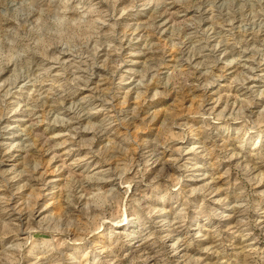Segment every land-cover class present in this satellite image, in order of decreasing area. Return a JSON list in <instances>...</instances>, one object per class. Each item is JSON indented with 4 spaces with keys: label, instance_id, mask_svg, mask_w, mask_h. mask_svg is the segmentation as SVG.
Here are the masks:
<instances>
[{
    "label": "clouds",
    "instance_id": "1",
    "mask_svg": "<svg viewBox=\"0 0 264 264\" xmlns=\"http://www.w3.org/2000/svg\"><path fill=\"white\" fill-rule=\"evenodd\" d=\"M4 192L0 264H264V0H0Z\"/></svg>",
    "mask_w": 264,
    "mask_h": 264
},
{
    "label": "rangeland",
    "instance_id": "2",
    "mask_svg": "<svg viewBox=\"0 0 264 264\" xmlns=\"http://www.w3.org/2000/svg\"><path fill=\"white\" fill-rule=\"evenodd\" d=\"M129 15H131V14H129ZM125 19H127V18H125ZM153 39H156V38L154 37ZM159 40L160 41H166V36L159 37ZM221 91H224V90L221 89ZM176 99H177V105L180 108V111L182 113L185 109H189L190 106L194 107L199 98L196 96H192L190 99L180 98V97H177ZM153 103L154 102L150 101L148 103V105H145V107H150V106H152ZM13 155L14 154H9V156L5 158V165H4L5 167L10 166L12 163H15V160L12 159ZM73 155H74V153H73ZM45 159H47V158H45ZM58 165H59V161H53L52 163L47 164L46 171L44 173L45 178L47 180H53L55 183H59V180L57 179V177L61 174L58 173V171H57ZM220 183L223 184V180H220ZM52 188H53V185L49 184L47 188H44L42 191L38 192V194H37L38 195L37 206L39 207L40 205L47 202L49 208L54 209L56 212H60L62 209L58 206L57 198L55 196H53V194H52ZM28 191L29 190L26 189L24 192L18 193L17 196L13 198L12 203L13 204L17 203V201L20 198L24 197ZM0 194H7V193L4 192V193H0ZM50 197H52V198H50Z\"/></svg>",
    "mask_w": 264,
    "mask_h": 264
}]
</instances>
